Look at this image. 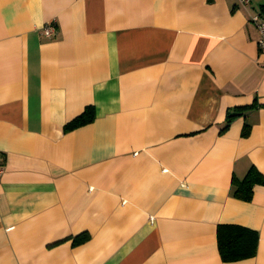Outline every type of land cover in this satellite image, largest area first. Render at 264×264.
<instances>
[{
    "label": "crops",
    "instance_id": "obj_1",
    "mask_svg": "<svg viewBox=\"0 0 264 264\" xmlns=\"http://www.w3.org/2000/svg\"><path fill=\"white\" fill-rule=\"evenodd\" d=\"M262 7L0 0V264H264V183L234 194L264 175Z\"/></svg>",
    "mask_w": 264,
    "mask_h": 264
},
{
    "label": "trees",
    "instance_id": "obj_2",
    "mask_svg": "<svg viewBox=\"0 0 264 264\" xmlns=\"http://www.w3.org/2000/svg\"><path fill=\"white\" fill-rule=\"evenodd\" d=\"M231 115L233 114L227 115V122ZM93 119L94 108L92 105H87L83 111L65 124L64 130H72L91 122ZM255 183H264V175L255 167H250L243 179L236 181L234 194L240 198L248 199ZM248 235H253V232L248 228L232 224L218 225V247L221 257L225 260H236L254 255L255 243L252 240L250 242L249 237L247 241L244 240Z\"/></svg>",
    "mask_w": 264,
    "mask_h": 264
},
{
    "label": "built area",
    "instance_id": "obj_3",
    "mask_svg": "<svg viewBox=\"0 0 264 264\" xmlns=\"http://www.w3.org/2000/svg\"><path fill=\"white\" fill-rule=\"evenodd\" d=\"M243 4H248L249 0H240ZM251 21L254 23L257 32H258V38H257V47L259 51V59L262 64H264V14L261 13H255L250 16ZM42 33L43 35L47 37H53L56 32V27L53 22H47L42 27ZM0 160H1V154H0ZM3 172V165L0 161V174Z\"/></svg>",
    "mask_w": 264,
    "mask_h": 264
}]
</instances>
